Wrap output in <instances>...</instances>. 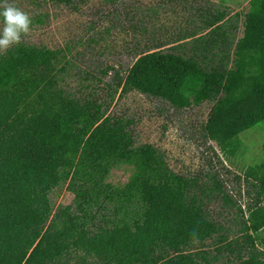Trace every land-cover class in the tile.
<instances>
[{"label":"trees","instance_id":"trees-1","mask_svg":"<svg viewBox=\"0 0 264 264\" xmlns=\"http://www.w3.org/2000/svg\"><path fill=\"white\" fill-rule=\"evenodd\" d=\"M247 4L241 37L228 36L226 13L204 11L207 31L189 37V53L184 44L137 55L105 83L108 100L136 91L175 109L210 102L204 137L235 156L239 135L264 127V0ZM66 63L44 46L0 52V264H264L252 235L264 231V162L235 176L251 199L242 209L217 172H173L153 145H135L131 120L107 115L109 103L59 87ZM121 167L126 181L112 184ZM58 187L73 198L53 210ZM211 202L235 210L236 238Z\"/></svg>","mask_w":264,"mask_h":264},{"label":"rangeland","instance_id":"rangeland-1","mask_svg":"<svg viewBox=\"0 0 264 264\" xmlns=\"http://www.w3.org/2000/svg\"><path fill=\"white\" fill-rule=\"evenodd\" d=\"M8 2L25 11L31 20L29 31L21 34L18 43L61 50L68 59L59 87L78 97L91 94L109 103L107 115L131 120L135 145H153L164 154L173 172L183 176L201 174L208 169L217 172L226 192L242 209L246 207L251 199L244 194L243 184L235 182V176H242L248 166L264 162L261 149L264 127L258 125L241 133L240 151L229 157L215 142L207 140L202 131L212 103L175 109L136 91L120 97L116 94L109 101L105 83H109L114 71L123 74L143 52L166 51L185 44L182 50L189 53V37L205 32L195 33L202 28L204 11L226 13V21L231 25L228 36L238 39L242 36L247 0H70L68 5L56 0ZM107 67L111 69L102 75L101 70ZM128 174V167L115 169L109 182L122 184ZM72 198L64 187L49 194L53 210L69 204ZM261 205L264 206V200ZM207 207L210 216L228 229V238H236L235 210H223L219 202H211ZM252 235L257 248L264 249V231ZM213 247L208 241L203 249L213 254ZM220 256L218 261L226 263L224 251ZM93 263L96 262L90 259L87 262Z\"/></svg>","mask_w":264,"mask_h":264},{"label":"clouds","instance_id":"clouds-1","mask_svg":"<svg viewBox=\"0 0 264 264\" xmlns=\"http://www.w3.org/2000/svg\"><path fill=\"white\" fill-rule=\"evenodd\" d=\"M28 14L8 0H0V49L18 43L21 34L29 31Z\"/></svg>","mask_w":264,"mask_h":264},{"label":"crops","instance_id":"crops-1","mask_svg":"<svg viewBox=\"0 0 264 264\" xmlns=\"http://www.w3.org/2000/svg\"><path fill=\"white\" fill-rule=\"evenodd\" d=\"M197 30H198V29H197ZM200 31H202V30L199 28V31H198V32H195V33H198V34H199ZM204 31L206 32L207 30H204ZM205 32H204V33H205ZM197 36H198V35H197Z\"/></svg>","mask_w":264,"mask_h":264}]
</instances>
